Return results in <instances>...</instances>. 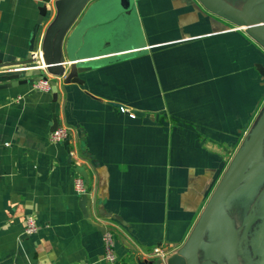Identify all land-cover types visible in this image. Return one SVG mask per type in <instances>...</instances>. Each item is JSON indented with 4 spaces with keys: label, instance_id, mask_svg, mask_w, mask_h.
I'll return each instance as SVG.
<instances>
[{
    "label": "crops",
    "instance_id": "obj_1",
    "mask_svg": "<svg viewBox=\"0 0 264 264\" xmlns=\"http://www.w3.org/2000/svg\"><path fill=\"white\" fill-rule=\"evenodd\" d=\"M59 1L32 52L63 63L62 76L41 72L56 82L66 147L49 141L51 91L0 78V264H109L97 227L113 231L114 264L171 263L264 105V50L201 0ZM41 5L0 0V67L30 54ZM70 64L81 85L63 83Z\"/></svg>",
    "mask_w": 264,
    "mask_h": 264
},
{
    "label": "water",
    "instance_id": "obj_2",
    "mask_svg": "<svg viewBox=\"0 0 264 264\" xmlns=\"http://www.w3.org/2000/svg\"><path fill=\"white\" fill-rule=\"evenodd\" d=\"M51 0H41L42 5L38 7V16L35 21L34 30L31 36L30 44H29V55L22 62H18V64L12 65L10 67H16L20 70H23L21 74H1L0 78L8 81L9 86H15L19 84H26L28 82L27 79L33 84L38 83L39 81H46L47 78L42 74L41 70L38 69L40 66H46V71L53 76H62L64 74L63 67L59 66L63 64L61 61L54 60H46L49 59V56H45L43 62L41 58H32L31 53L33 51V41L35 35L43 24V21L46 16V4L50 3ZM75 1L78 0H60L62 4H75ZM206 5L211 7L212 9L221 13L222 16L230 18L232 21L236 22L240 28L248 31V33L264 48V21H260V19L253 14V8L258 5L264 3V0H245L243 5L238 8L229 4L224 0H201ZM57 2V5L58 3ZM121 5L123 8L129 7V0H121ZM259 74L264 77V68L261 65L255 66ZM1 68V67H0ZM78 64H70L67 75L63 79L64 84L75 83L81 85L83 81L78 78ZM24 78L23 80H19V78ZM50 91L52 95L51 100V113H52V121L50 124V132H53L55 128L58 126L57 120L55 118V104L57 102V86L54 80H49ZM115 106L120 107L118 104ZM136 116H141L138 112H135ZM264 143V108L258 117L255 126L249 134V139L245 142L244 149L239 153L236 160L230 167L226 176L215 190V192L210 197L208 203L206 204L204 211L200 217V220L194 229L192 235L189 237L187 242V247L183 248V252L178 258L172 260V262H168V264H214L210 260H205L203 262L198 261L197 249L202 241V235L206 227L213 224L214 218L216 217L221 223V227L224 232V254L227 261V264H239L238 256H237V239L236 234L233 229L232 223L226 213V204L229 201L234 190L237 188L238 184L242 180V178L247 173L248 169L255 163H258V158L262 152V147ZM63 146L68 145V139H66L63 143ZM79 170V168H78ZM80 175L85 178L83 172ZM259 198H257L248 215V224L251 219L253 220V212L254 207ZM87 195H82L79 199V207L81 212L85 218H87ZM247 224V225H248ZM97 227V226H96ZM97 229L103 234L105 232L104 228ZM145 264H154L152 262H146Z\"/></svg>",
    "mask_w": 264,
    "mask_h": 264
},
{
    "label": "rangeland",
    "instance_id": "obj_3",
    "mask_svg": "<svg viewBox=\"0 0 264 264\" xmlns=\"http://www.w3.org/2000/svg\"><path fill=\"white\" fill-rule=\"evenodd\" d=\"M225 1H232L235 6L240 8L245 0ZM253 14H255L260 21H263L264 3L256 5L253 8ZM262 49L264 50L263 47ZM263 108L264 105L258 117ZM250 132L246 135L240 152L244 149L245 142L249 139ZM257 196H259L260 200L254 207L252 215L253 220L251 219L248 224V215ZM225 209L236 234L237 250L238 252H242L239 257V262L241 264H245L247 261H259L264 263V143L262 152L258 158V163L253 164L248 169L247 173L229 198ZM187 242L183 248L187 247ZM224 243V232L221 223L215 217L213 224L206 227L203 232L201 244L197 249L198 261L203 262L205 260H210L214 264H227L223 248Z\"/></svg>",
    "mask_w": 264,
    "mask_h": 264
},
{
    "label": "built area",
    "instance_id": "obj_4",
    "mask_svg": "<svg viewBox=\"0 0 264 264\" xmlns=\"http://www.w3.org/2000/svg\"><path fill=\"white\" fill-rule=\"evenodd\" d=\"M32 58H41V55L38 53L36 54L35 52L31 53ZM40 70H46V66H40L38 67ZM8 71H14V72H23V70H20L16 67H1L0 68V75L1 74H7L9 73ZM34 88L37 90L45 91L48 92L50 90V84L49 80L46 81H39L38 83L34 84ZM119 111L121 113H128V116L130 118H135L136 115L133 111L127 110L126 108L120 106ZM70 129L65 127V126H57L53 132L50 133L49 135V141L51 143H63L66 139L69 138V132ZM71 156H73V153H70ZM74 190L79 195L80 197L82 195H87V184L83 177L81 175H78L75 180H74ZM37 231V225L35 222V218L33 216H28L25 221V227L23 230L24 235L26 236H31ZM102 244H103V260L106 261L109 264H114L116 261V256H115V242L113 238V233L105 229V232L102 234ZM154 254L158 256L159 258L164 260V255L163 253L158 250L154 249Z\"/></svg>",
    "mask_w": 264,
    "mask_h": 264
},
{
    "label": "flooded vegetation",
    "instance_id": "obj_5",
    "mask_svg": "<svg viewBox=\"0 0 264 264\" xmlns=\"http://www.w3.org/2000/svg\"><path fill=\"white\" fill-rule=\"evenodd\" d=\"M257 198H259V196H257L256 199H257ZM256 199H255V200H256ZM259 200H260V198L258 199V201H259ZM258 201H257V202H258ZM253 203H254V202H253ZM252 205H253V204H252ZM237 251H238V250H237ZM241 253H242L241 251H240V252H237L238 262H239V257L241 256ZM249 257H250V254H249ZM241 262H243V261H241ZM239 264H241V263L239 262ZM245 264H264V263H263V262H259V261H247Z\"/></svg>",
    "mask_w": 264,
    "mask_h": 264
}]
</instances>
